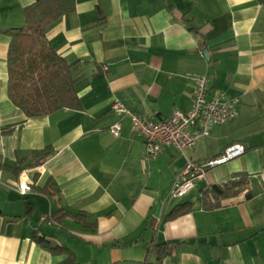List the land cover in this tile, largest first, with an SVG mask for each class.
<instances>
[{
	"label": "crops",
	"instance_id": "0c3cea01",
	"mask_svg": "<svg viewBox=\"0 0 264 264\" xmlns=\"http://www.w3.org/2000/svg\"><path fill=\"white\" fill-rule=\"evenodd\" d=\"M35 1L0 0V130L14 126L0 136V264H63L66 255L35 238L76 264H264V4L75 0L46 39L71 65L80 109L26 119L7 97L3 32L21 28ZM185 74L205 77L209 96L237 99L238 116L183 154L166 148L146 159L111 105L156 121L187 112L194 84ZM235 144L242 156L207 169L185 197L168 196L187 160L203 164ZM19 167L33 184L25 195ZM236 174L247 189L206 209L203 193ZM184 204L188 213L169 217ZM165 243L173 245L160 260L154 246Z\"/></svg>",
	"mask_w": 264,
	"mask_h": 264
},
{
	"label": "trees",
	"instance_id": "16d2710c",
	"mask_svg": "<svg viewBox=\"0 0 264 264\" xmlns=\"http://www.w3.org/2000/svg\"><path fill=\"white\" fill-rule=\"evenodd\" d=\"M257 1L264 4V0ZM74 8L75 0H36L23 10L24 25L21 28L3 32L9 39L6 58L7 97L26 119L50 116L60 110L80 109L71 65L53 50L46 39L47 30L62 17L73 13ZM13 128L8 126L1 129L0 136L10 133ZM48 155L43 154L28 168L39 165ZM4 168L0 165V169ZM22 171L20 167L15 169L17 178ZM247 186V178L236 174L225 184L214 185L203 193L204 207L215 208L219 201L237 196ZM209 196L214 198V204L207 203ZM189 208L188 204L177 206L169 217L182 216L188 213ZM35 241L48 248L52 254L66 255L63 264H76L73 254L65 248H52L42 238H35ZM172 245L165 243L154 246L160 260L170 253Z\"/></svg>",
	"mask_w": 264,
	"mask_h": 264
},
{
	"label": "built area",
	"instance_id": "2783aa9c",
	"mask_svg": "<svg viewBox=\"0 0 264 264\" xmlns=\"http://www.w3.org/2000/svg\"><path fill=\"white\" fill-rule=\"evenodd\" d=\"M185 77L192 79L194 84L191 108L187 112L175 111L168 119L156 121L132 112L117 100L111 105L113 114L129 120L131 133L143 143L146 159L156 158L166 148L183 154L192 149L198 140L208 137L213 127L224 125L238 116L237 99L226 98L218 91L209 96L205 77L190 74H185ZM120 132V121L109 128V133L114 138L119 137ZM244 152V146L235 144L228 147L218 158L206 163L187 160L174 175L168 196L174 199L185 197L193 189L194 182L204 177L207 169L236 159ZM32 185L24 173L19 176L17 189L21 195L30 192Z\"/></svg>",
	"mask_w": 264,
	"mask_h": 264
}]
</instances>
